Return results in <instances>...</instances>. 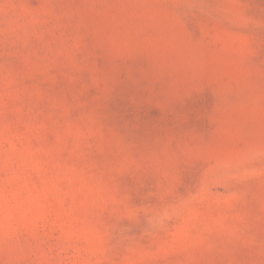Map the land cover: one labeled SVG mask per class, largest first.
<instances>
[{
  "label": "rangeland",
  "instance_id": "374dc122",
  "mask_svg": "<svg viewBox=\"0 0 264 264\" xmlns=\"http://www.w3.org/2000/svg\"><path fill=\"white\" fill-rule=\"evenodd\" d=\"M0 264H264V0H0Z\"/></svg>",
  "mask_w": 264,
  "mask_h": 264
}]
</instances>
